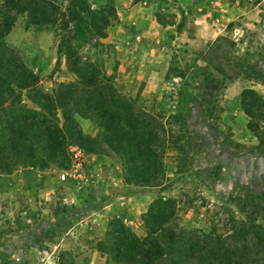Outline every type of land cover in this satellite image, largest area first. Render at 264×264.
Wrapping results in <instances>:
<instances>
[{"label":"rangeland","instance_id":"rangeland-1","mask_svg":"<svg viewBox=\"0 0 264 264\" xmlns=\"http://www.w3.org/2000/svg\"><path fill=\"white\" fill-rule=\"evenodd\" d=\"M92 1L88 0L90 6ZM200 2L224 29L218 36L235 43L234 47L221 46L206 63L195 61V56L200 57L215 38L198 53L182 43L160 48L157 59L158 51L151 45L130 49L135 59L129 61L125 46L117 48L116 43L103 40L110 46H84L79 51L81 61L101 68L120 95L160 119L175 111L173 97L185 86L192 98L184 113L191 133L192 162L183 173H176V153L167 145L162 188L127 184L130 172L126 162L99 139L98 122L83 102L71 104L73 123L63 131L64 152L50 153L35 145L33 158L13 156L0 137V264H126L114 258L116 225L143 237L142 217L159 197L175 200L174 217L166 226L177 232H207L211 220L228 215L223 208L239 221L264 227V112L255 110V116L249 118L240 104L242 91L250 89L264 105V86L242 77L228 81L237 72L232 55L264 49V0ZM100 8L110 26H115L116 14L108 16L104 3L93 9ZM168 16L173 21L174 15ZM57 41L55 33L27 26L24 16L17 17L5 37L15 55L38 77L37 88L44 93L61 90L62 85L76 80L63 56L56 62ZM241 65L247 74L260 72L264 76V65L255 56ZM169 67L175 72L187 69L186 78H173V73L165 77ZM33 97L32 92H22L21 99L36 110ZM62 111L61 107L55 111L59 127L64 122ZM74 128L97 139L92 152L77 145ZM75 146L83 153L84 181L70 176L60 181V172L71 168L70 150ZM11 161L16 165L8 170ZM12 173L15 180L7 176ZM11 185L17 187L18 198L7 193L5 188ZM184 240L180 238L182 245ZM170 257L168 254L157 264H169Z\"/></svg>","mask_w":264,"mask_h":264},{"label":"trees","instance_id":"trees-1","mask_svg":"<svg viewBox=\"0 0 264 264\" xmlns=\"http://www.w3.org/2000/svg\"><path fill=\"white\" fill-rule=\"evenodd\" d=\"M105 6H108V16L115 15L110 4ZM102 10L91 8L88 0H0L2 143L12 150L13 156L33 158L35 145L50 153L56 150L64 152L66 141L63 131L68 130L66 126L73 123L71 104L83 102L86 111L92 112L98 122L101 130L99 139L126 162L130 173L125 182L162 188L165 180L162 161L165 146L169 145L176 153V173H183L192 162L191 133L184 116L192 102L191 94L185 86H180L173 97L175 111L165 119H160L120 95L101 68L94 63L81 61L79 51L84 46L93 49L110 46L102 42L106 37V29L111 25ZM261 11L264 13V6ZM19 16L25 17L27 26L55 33L58 38L56 62L63 56L75 81L62 85L61 90L52 93H44L37 88L38 77L5 42V37ZM224 44L227 47L235 46L234 41L218 36L200 57L195 56V61L206 63ZM254 56L264 65L263 47H259L256 54L246 51L242 56L232 55L233 70L237 72L228 81L242 77L264 86V76L260 72L247 74L246 68L241 65L248 57ZM186 71L175 72V68L169 67L165 77L173 73V78L182 80L186 78ZM22 92L34 94L36 110L22 102ZM240 104L249 118L255 116V110L264 112V105L253 90L242 91ZM57 107L63 108L64 122L61 127L55 114ZM72 132L77 145L92 152L97 139L83 135L77 128ZM28 144L30 147L26 149ZM10 164L8 170L16 165L13 161ZM3 169L7 172V167ZM175 209L174 199L159 197L151 203L147 215L142 217L145 235L140 238L117 224L115 260L126 264H157L171 254L169 264H264L263 226L239 221L229 213L228 208H223L228 215L224 219L211 220L207 232L185 229L177 232L166 226L174 217ZM219 229L221 231L218 232ZM181 232L186 236H182ZM181 237L185 239L184 245L180 241Z\"/></svg>","mask_w":264,"mask_h":264},{"label":"crops","instance_id":"crops-1","mask_svg":"<svg viewBox=\"0 0 264 264\" xmlns=\"http://www.w3.org/2000/svg\"><path fill=\"white\" fill-rule=\"evenodd\" d=\"M91 3V8H98L103 3L114 8L118 21L115 26L107 28L103 42L116 43L117 48L125 46L129 61L135 59L130 49L144 45L153 46L157 52L160 48L182 43L193 53H198L224 31L217 18L212 20L210 10L197 0H93ZM168 14L174 15L173 21ZM161 16L170 21H164ZM178 25H181L179 29ZM156 54L157 59L159 51ZM7 176L15 180L14 173ZM55 186L53 183L52 188ZM5 189H8L10 197L18 198L19 191L15 185L6 186Z\"/></svg>","mask_w":264,"mask_h":264},{"label":"built area","instance_id":"built-area-1","mask_svg":"<svg viewBox=\"0 0 264 264\" xmlns=\"http://www.w3.org/2000/svg\"><path fill=\"white\" fill-rule=\"evenodd\" d=\"M71 168L60 172L59 180L65 181L70 176L71 180L83 182L85 175L83 173V153L78 147H72L70 150Z\"/></svg>","mask_w":264,"mask_h":264}]
</instances>
